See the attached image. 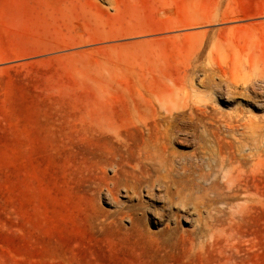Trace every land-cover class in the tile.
Returning <instances> with one entry per match:
<instances>
[{
	"label": "rangeland",
	"instance_id": "374dc122",
	"mask_svg": "<svg viewBox=\"0 0 264 264\" xmlns=\"http://www.w3.org/2000/svg\"><path fill=\"white\" fill-rule=\"evenodd\" d=\"M171 90L188 94L171 125L183 196L219 197L198 146L229 120L264 133V0H0V264H264L260 172L201 226L192 212L169 230L151 216L161 191H130L142 105Z\"/></svg>",
	"mask_w": 264,
	"mask_h": 264
},
{
	"label": "bare ground",
	"instance_id": "6f19581e",
	"mask_svg": "<svg viewBox=\"0 0 264 264\" xmlns=\"http://www.w3.org/2000/svg\"><path fill=\"white\" fill-rule=\"evenodd\" d=\"M191 75L186 74L184 80H191ZM210 78L211 76L208 75L201 83L204 85L208 83V86H213ZM250 83L245 82L243 89L248 90L251 87ZM176 86L179 91H183V86ZM227 86L229 88L227 94H231L232 91L238 90L240 83L230 80ZM192 89L195 94H198L193 85ZM173 92L174 90H171L170 93L160 94L155 100L146 101L142 105L140 118L148 129L149 142L140 149L139 161L141 165L137 166V172H132L133 178L130 176L132 179H129L131 184L126 182L128 185L130 184L129 189L133 194L144 192L146 195L155 186L161 191L156 199H159L163 205L160 210L153 208L151 216L155 223H164L169 230L172 229L171 222L182 214L195 213L197 224L201 226L203 212L211 214L222 211V207L217 206L218 203L228 205L227 199L241 195L252 198L255 193L254 185L251 184L250 180H254L259 172L264 175V170H260V166L264 163V133L261 129L254 126L253 123H249L245 124L242 132H238L230 120L225 123V129L212 124L204 127L198 146V154L200 158L209 156L208 159H211L210 166L213 165L216 171L222 173L227 192L221 193L216 198H205L207 200L202 197L190 200V198L183 196L187 184L190 182L189 177H191L192 169L187 163L180 167L174 163L171 125L182 109L185 108L188 94L186 98H181L175 96ZM219 96H224L221 90H219ZM192 104L195 108L190 111L192 116L197 115L196 111L206 112V105H201L199 99L193 100ZM216 174L217 172L211 171L199 173L203 180L209 179L210 176L216 179ZM126 185L125 187H127ZM210 226L208 221L204 222V229H208Z\"/></svg>",
	"mask_w": 264,
	"mask_h": 264
}]
</instances>
